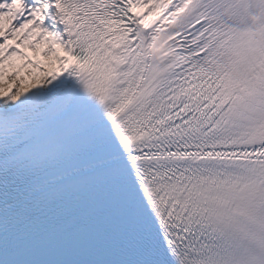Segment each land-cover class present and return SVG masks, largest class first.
<instances>
[{
	"label": "snow or ice",
	"instance_id": "6c2138e0",
	"mask_svg": "<svg viewBox=\"0 0 264 264\" xmlns=\"http://www.w3.org/2000/svg\"><path fill=\"white\" fill-rule=\"evenodd\" d=\"M0 264H264V0H0Z\"/></svg>",
	"mask_w": 264,
	"mask_h": 264
}]
</instances>
